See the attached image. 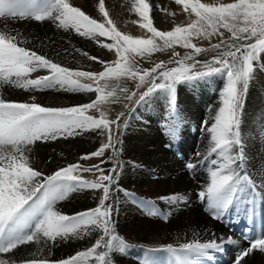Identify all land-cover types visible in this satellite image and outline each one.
I'll return each mask as SVG.
<instances>
[{"label": "bare ground", "instance_id": "bare-ground-1", "mask_svg": "<svg viewBox=\"0 0 264 264\" xmlns=\"http://www.w3.org/2000/svg\"><path fill=\"white\" fill-rule=\"evenodd\" d=\"M0 1L10 7L0 6L8 14L7 20L0 18V140L8 164L25 157L21 169L0 164V233L8 224L0 236V264H264V101H246L235 130L239 105L232 101L233 96L226 102L207 100L208 123L197 128L191 120L203 117L205 103L187 106L182 102L190 116L179 124L168 116L173 108L170 99H154L163 97L166 90L155 96L148 94L146 102L136 108L139 115L125 126L123 135L120 133L121 159L117 155L114 162H120L122 168L111 175L109 156L105 157L100 160L102 177L93 183L94 198L83 193L68 199L67 180L52 183V175L67 171L72 159L74 163L80 156L99 150L106 141V128L99 125L98 131L81 137L76 147H68L67 121H56L61 118L55 120L51 111L59 100L65 104L61 107L67 106V76L62 73L67 71V31L62 25L60 32L50 29L52 19L47 10L27 4L34 0ZM113 1L103 0L107 7ZM228 3L186 0L194 13L206 10L209 22L244 37L238 32L253 28L254 17L244 21L230 11L231 7L215 9L219 4L231 6ZM61 4L67 6L66 1ZM57 10L53 12L58 16L55 23L67 18L62 7ZM135 19L146 28V16ZM117 22L124 39L140 35L139 39L159 38L155 33L145 35L144 30L131 35L129 31L138 25H128L121 17ZM159 29L162 31V24ZM217 39L214 32L194 26L189 32H176L172 41L182 56ZM144 42L136 46L143 47ZM157 54L153 59L168 55L165 50ZM262 59L264 65V54ZM258 77L252 76L254 86L264 80V75ZM23 98L31 102L30 109L37 103L42 106L31 111V119L20 117ZM193 129L201 136L194 138ZM193 186L199 187L196 196L189 191ZM108 214L114 217L112 233L107 228L112 223ZM90 215L100 217L103 226L89 220ZM230 223L232 229L227 230ZM251 224H255L253 229ZM249 231L252 244L258 240L254 234L260 238L263 231L261 244L249 247L245 240ZM125 246L128 251H124Z\"/></svg>", "mask_w": 264, "mask_h": 264}, {"label": "rangeland", "instance_id": "rangeland-1", "mask_svg": "<svg viewBox=\"0 0 264 264\" xmlns=\"http://www.w3.org/2000/svg\"><path fill=\"white\" fill-rule=\"evenodd\" d=\"M62 1H66L67 6L61 4ZM149 1L151 2L149 3ZM29 2L34 4L32 6L34 8L40 6L39 9L47 10L50 19H52V21H49L50 29L54 32H60V25H62V30L67 31V71H62L67 76V106L61 107L65 104L62 100H59L55 110L51 111H53L52 117L55 120L60 116L61 119L56 121L60 123L64 120L67 121L68 147L70 145L76 147L81 142V137L98 131L99 125L106 128V141L99 150L96 148L90 151L92 148L90 147L86 150L90 151L89 154L80 156L77 158L78 160L75 159L76 162L74 163V159L70 161L72 163H68L67 171L59 174L54 172L52 175V183L67 180L68 199L83 193H88L89 198H94L96 188L93 183L102 177L99 174L102 166L100 160L105 159V157L109 156L108 171H110V174L112 175V173L118 171L121 163L114 162V157L116 158L118 155L121 159L120 133L123 135L125 126L128 127L129 122L139 115L136 108L141 103L146 102L148 94H154L155 96L158 91L160 92L163 89V91L166 90L167 93H171L169 96L164 92L163 97H154V99L157 101L159 98L161 100L169 98L173 108L168 116L172 117L170 118L171 122H179V124H181L183 118L187 120L190 116V113L183 109L182 102L189 104L187 106H191V103L196 102L205 103V101L226 102L233 96L232 101L239 105L236 112L237 120L233 124L235 130L239 129L238 121L244 112L246 101H264V86H261L264 84V80L256 82L257 85L254 86V79H252V76H254L259 80L260 77L258 76L261 74L263 78L264 75L262 59L264 54V0H229L228 4L231 6L225 7L227 4H219L215 8L221 9L222 7L223 10H226L231 7L230 11L235 12L244 21L254 17L257 25H253L254 27L249 28L245 33L243 31L238 32L240 35L244 34V37L235 36V34L225 31L220 23L209 22L210 17L206 10L194 13L186 4V0H114L109 7L103 0H34L27 1V4ZM139 2L143 4L142 7L139 6ZM1 3L2 1H0L1 7L10 10L9 5H1ZM1 7L0 18L7 20L8 14H5ZM60 7L64 9V16L67 18L59 19V22L55 23L53 20H56L58 16L53 12L58 11L57 9ZM178 8L181 9L178 10ZM171 10L173 13L170 12ZM226 13L224 12V14ZM12 15L14 14L9 15V18ZM143 16L147 17L145 29L135 19ZM118 17H121L128 25H138L134 26L129 34L135 35V32L138 33L144 30L145 35L155 33L159 40H151L149 37L139 39L143 35L128 40L124 39L125 36L119 35L124 31L120 30V26H116ZM66 24L67 28L65 27ZM161 24L162 31L159 29ZM194 26L214 32L217 34L218 39L202 49H196V51L180 56L173 46V35L180 30L189 32ZM157 30H160L159 35L156 33ZM143 40H145L143 47H137L136 44L141 43ZM158 41L160 42L158 43ZM162 50H165L166 55L168 54L167 58H162V60L153 59L158 55L157 52L162 53ZM109 51L111 54H109ZM96 52H98V55L95 54ZM88 60H94V62ZM54 64L58 66L59 62L55 61ZM94 64L96 67H93ZM197 88L200 90L198 91ZM58 90L61 89L58 88ZM229 92H233V94ZM196 93L199 94L198 99L195 98ZM23 104L24 108L20 113V117L24 119L34 117L32 110L42 109L39 103L30 109L31 102L24 98ZM204 105L206 107L203 110V117L200 115L199 119L196 117V121L191 120L193 126L197 127L199 125L203 128L208 123L205 116H208L207 108L209 109L210 106H207L206 103ZM64 109L65 112H63ZM209 115L211 117L215 116L214 113ZM63 126L66 125L63 123ZM193 130L195 131L191 130V134L194 138L198 134L201 136L200 131ZM68 147L67 151H69ZM3 152L4 149L0 140V164L15 166L17 169H21L25 165L22 164L24 163L23 158H25L23 156H21L20 161L14 160L11 164H8ZM181 169L179 167V170ZM159 174L161 175L162 172L159 171ZM190 188L192 189L189 190L190 194L192 191L196 196L199 187L193 186ZM200 200L203 202V197ZM92 216L88 219L103 226L99 222L101 221L100 217ZM112 219L114 220V217L108 214L107 220L112 221V223L110 222L107 228L111 233L115 224ZM229 225L231 227L229 229L226 227L227 230L232 229L233 223ZM254 236L258 239V244H261L259 240H263V231L260 238L257 237V234H254ZM249 243L250 248L256 244ZM7 246L5 245V247ZM123 249L128 251L127 246ZM254 252L256 251H249V253ZM233 259L234 257H231L230 260ZM221 260L224 261V258H221ZM90 264L99 263L97 261Z\"/></svg>", "mask_w": 264, "mask_h": 264}]
</instances>
